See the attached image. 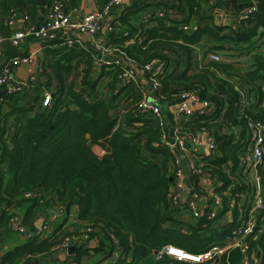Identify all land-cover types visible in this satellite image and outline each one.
Here are the masks:
<instances>
[{
  "label": "trees",
  "instance_id": "16d2710c",
  "mask_svg": "<svg viewBox=\"0 0 264 264\" xmlns=\"http://www.w3.org/2000/svg\"><path fill=\"white\" fill-rule=\"evenodd\" d=\"M28 1L0 0V7L23 8ZM31 1L34 5L37 2ZM70 1L75 7L82 2ZM204 1L173 2L183 5L179 6L180 9L190 18L192 15L200 16ZM105 2L102 0L101 6ZM229 4L232 10L238 8L232 2ZM175 6L171 3L166 7L172 9ZM128 9L119 18L120 24L131 36L142 29L145 40L128 45L126 51L141 63L159 55L161 47L178 48L188 54L189 45L197 44L202 35L224 41L218 48H213L218 51L248 45L253 37L259 35L258 42L264 40V0L257 1V11L251 14L247 27L238 30L230 26L226 35L215 32L209 26H201L196 32L185 35L175 26L176 21H171L168 27L160 21L157 26L144 30L136 8ZM215 27L222 31L221 27ZM114 42L121 44L123 40ZM59 53L61 55L56 57ZM50 54L56 57L49 62V68L58 86L52 106L46 112L33 110L27 100L19 101L17 96L13 98L9 110L0 113V245L9 232L12 211L26 203L19 198L25 191L36 189L42 192L44 198H49L45 205L54 202L62 205L66 212L76 206L78 222L90 225L88 242L95 241L96 244L93 248L74 247L72 258L78 264H83L85 256L99 254L103 260H110V264H192L166 255L158 258L154 252L171 244L190 253H200L209 243L220 240L221 236L208 220H200V228L193 229L190 234L173 227L176 223L170 221L168 203L170 153L151 148V143L158 138L159 129L149 119L134 114L138 97L133 95L125 103L124 117L112 118V100L84 101L82 94H77L73 88L74 79L70 77L73 68L84 61L88 66L85 72L90 73L91 59L75 49H56ZM78 55L83 57L75 66H70L72 58ZM252 63L253 70L241 72L220 60L210 61L207 69H201L202 73L192 76L182 73L172 79L170 74L178 68L177 60L173 71L161 79L162 101L179 90L197 91L200 99L213 104V116L220 117L223 122L244 126L246 117L264 119L259 91L260 85H264V52L256 53ZM210 68L246 80L251 91L258 92V102L250 109H240L239 94L224 78L206 81ZM110 78L112 88L115 74H111ZM82 82L85 84L84 80ZM205 120V117H199L192 127H199ZM129 128H133V132H128ZM229 140L220 146L224 154L222 160L208 165L225 184L229 183V179L220 166L223 161L233 158L236 147ZM261 182L264 197L262 172ZM39 215V205L32 202L23 216V225L35 228ZM63 223L65 229L68 222ZM203 223L209 225L203 229L204 234H199ZM72 230L65 232L57 227L49 237L41 240L30 238L23 245L6 252L0 258V264H15L28 255L50 253L67 234L74 232ZM257 238L249 244L259 252V263L264 264V231ZM116 247L120 249V257L111 262ZM226 256L225 253L217 264H240L238 250Z\"/></svg>",
  "mask_w": 264,
  "mask_h": 264
},
{
  "label": "built area",
  "instance_id": "2783aa9c",
  "mask_svg": "<svg viewBox=\"0 0 264 264\" xmlns=\"http://www.w3.org/2000/svg\"><path fill=\"white\" fill-rule=\"evenodd\" d=\"M132 1L140 3L131 0L127 2V6L131 5ZM153 1L166 4L176 0ZM257 1L230 0L238 5V8L232 10V28L239 30L248 26L251 14L257 11ZM125 2L126 0H106L100 8L85 13L71 4L70 0H45L42 6L37 4L38 11L32 18L16 7L8 11L7 17L2 16L0 7V51L5 43L15 50L21 48L20 44H30V51H21L16 57L0 65V113L7 109L17 96L19 101L27 100L33 110L46 112L52 106L58 89L57 84L52 81L51 73L42 68L47 54L56 49H75L83 53L86 58L91 59L90 73L85 72L88 66L84 61L81 62L80 68H73L70 77L74 79L75 92L82 94L84 101L88 102L112 100L111 117L117 119L124 117L125 103L136 95L138 100L134 114L149 119L153 126L159 129L158 138L151 143V148L170 153V214L175 215L188 231L200 228V220H208L221 236L220 240L209 243L200 253H190L169 244L154 254L158 258L166 255L171 259L192 264H217L225 253L228 257L229 252L238 250L240 264H260V254L250 247L249 241L255 240L264 231V197L263 189L259 187L261 172L264 173V119L246 117L244 126L223 122L213 116V104L200 99L197 91L179 90L170 97L169 110L173 115L171 120H168L161 105V79L175 67L178 60L176 51L161 47L159 55L143 63L131 57L126 47L134 42H142L145 38L142 29H138L131 36L123 24H120L119 18L127 13ZM156 13L160 18L163 16L161 11ZM172 18L179 22L175 26L185 35H190L203 26L197 21L186 22L176 16ZM12 26L17 28L6 35V28L11 29ZM122 40L121 44L114 42ZM82 57H74L77 59L74 63V58L71 60V66H75ZM208 57L211 61L220 60L215 52H209ZM20 66H34V73L26 78L19 77L15 70ZM45 73L50 78L41 81L40 76ZM111 74H115V84L112 88ZM35 87L38 88L35 94L30 97L28 93L23 95ZM248 90H251L250 86ZM236 92L241 96V100L246 101L244 92ZM250 99L254 102L241 103L240 109H250V106L258 102L254 94L250 95ZM196 104L202 108L195 110ZM199 117H205L206 120L201 122L199 127H192ZM214 125H219L220 130ZM127 131L133 132V128ZM227 140L236 147L233 158L223 161L220 166L229 179V183L225 184L224 180L211 172L208 165L222 160L224 154L220 146ZM182 160L186 163L188 176L181 168ZM19 199L28 204H38L41 215H44L42 229L38 230L36 226L33 229L24 226L22 217L12 211L10 227L25 240H41L53 221L69 214L57 203L45 205L49 198H44L40 190L25 191ZM185 215L192 222L188 221ZM63 222L58 226L63 228ZM74 225V232L67 234L54 252L70 254L69 250L73 248V256L74 247H89L90 225H81L78 219L74 221ZM208 225L203 223L202 229ZM175 226L180 228L182 224L176 223ZM6 252L5 248L0 247V258ZM119 257L120 249L116 247L112 252L111 262ZM33 259L40 260V255L25 257V260Z\"/></svg>",
  "mask_w": 264,
  "mask_h": 264
},
{
  "label": "crops",
  "instance_id": "0c3cea01",
  "mask_svg": "<svg viewBox=\"0 0 264 264\" xmlns=\"http://www.w3.org/2000/svg\"><path fill=\"white\" fill-rule=\"evenodd\" d=\"M226 1H227V5H226ZM171 3H175V7L170 9L168 6V4ZM171 3H166V4H144L143 2H136V1H132L131 5L127 6L128 3H126L124 5V8L126 7V12L129 11V7L133 6L132 8H137V5L141 4V5H146L145 9H142V11L144 10L145 13L149 14H153L154 16H150V19H155L156 17H159L157 15L156 12L161 11V13H163V15H165V18H161V19H157L155 21H151L147 27H151V26H157L158 22H163L165 24L166 27H168V25L170 24L171 21H176L174 18H172L171 20L169 19V12L172 13H176L175 16L177 17V19L183 20V21H197L198 23H201L203 26H206V24L211 27L212 29L219 33V34H229L230 32V26L233 25V13H232V7L229 4L230 0H205L203 2L202 8H201V12H200V16H195L192 15L190 18H187V14L186 12H184L182 9H180L179 6H183V5H178V2H171ZM102 4V0H82L81 4L78 6L79 10H81L82 12H90L93 11L94 9L100 8ZM234 4V3H233ZM38 5L37 2L34 5L32 3L31 0H29L26 5L23 8H20L23 12L27 13L31 18L34 17L38 11ZM122 8V9H124ZM11 9V8H10ZM10 9H2V16L7 17L6 15H8V11ZM131 9V8H130ZM147 9H149V11H146ZM139 21L142 23V21H146L147 18H141L138 17ZM206 23V24H205ZM144 24V23H142ZM219 26L222 28V31H219L216 29L215 26ZM17 27H13L11 29L6 28L5 34L9 35L11 31L15 30ZM222 41H215L212 38H210L207 35H202L201 38L199 39V41L197 42V44H192L189 45L190 47V53H186L185 51L179 50L178 51V68L176 70H174L170 76L172 79H175L176 77H179L180 75H182V73H185L186 76H192L197 72H201L202 68L207 69L206 65H208V63L211 61L208 57V53L209 52H215V53H219L218 49L213 50L214 48H218L219 45H221ZM255 42H250L249 45H239L238 48L234 49V50H228L226 51V55L228 60H224V63L230 64L231 68L240 70L241 72H246V71H251L254 68L252 67L253 63L252 60L254 58V55L256 53H262L264 52V40L262 39L261 42H259L257 44V42L255 44H253ZM30 44H20V49L15 50L14 48H12V46H9L7 43H5L0 51V65L3 62L8 61L10 58H14L17 56V54L19 52L21 53H26L27 51H30V48H28ZM253 48V54L248 55V61H244L243 59L244 56L246 55V49L249 50L250 48ZM177 51V50H176ZM60 55V53L58 54ZM253 55V56H252ZM47 58V57H46ZM74 58V57H73ZM72 58V59H73ZM77 58L73 59V63L76 61ZM44 65H45V72H47V66H46V59L44 61ZM71 66V63H70ZM81 64L79 65L78 68H80ZM35 67L31 66V67H26V66H20L18 68H16L15 73L17 74V76L19 77H23L26 78L28 75H30L31 73H34ZM48 72L51 73V68L48 70ZM213 72V73H212ZM221 72V73H220ZM220 72L216 71L214 68H210L209 69V73L208 75L211 76L212 74H214L217 78H224V81L228 82L229 85L233 86V88L236 90H242V92H244V94H246L247 96H252V94H254L255 96H257L258 99V92L257 91H251L248 90V83L246 80H244L243 78H239L236 75H225L221 70ZM202 73V72H201ZM223 73V74H222ZM46 74V73H45ZM46 78L49 77L48 74L45 75ZM208 76L206 81H210L211 82V78ZM46 78H44L43 76H40V80L44 81ZM48 82V80H46ZM50 81V80H49ZM52 81L54 84H56V81L54 80V78H52ZM215 81V80H214ZM38 88H33L32 90H27L26 93L29 94V97L31 96V94H35L36 90ZM259 91L262 97V102L261 105L264 108V85L261 84L259 87ZM243 94V96H244ZM170 98L169 96L167 98H164V100H161V105L163 108V112L166 115L168 120H171V116L173 115L170 110H169V103H170ZM245 100H241V96H240V107H241V103H245ZM17 104L19 105L20 102ZM195 110L196 109H200L202 108L201 105H195L194 106ZM214 108V106H213ZM9 108L3 110V112L8 111ZM223 110H225V108H223ZM220 118V117H219ZM10 120V119H9ZM12 121V120H11ZM218 131L220 130V126L219 125H215L214 126ZM223 187H225V185H223ZM30 206V203L28 205L23 204L21 207L15 209V212L13 214H17L19 216H21L20 214V209L23 208V213L26 211V209ZM49 212V211H48ZM46 214V213H45ZM24 216V215H23ZM23 216L22 217V222H23ZM44 215H39L37 221L43 217ZM69 219H68V224L66 226V228H61L63 230L66 231H70L71 229H76V225H74V221L77 219V207L73 206L70 209L69 215H68ZM67 217V218H68ZM58 227H61L58 226ZM56 229V228H55ZM55 229H52V227H50L49 231L45 234V237H49L51 236V234L53 233V231ZM8 234L6 235L5 239L2 241L0 247L5 248V250L11 251L13 249H15L18 246L23 245L27 240H25L21 235L17 234L9 225V230H8ZM47 235V236H46ZM43 239V238H42ZM95 241L93 242H89V247L93 248L95 247ZM52 252L50 253H44L40 255V260H19L17 261L15 264H78L74 261V258H72V252L70 254L68 253H63L61 251L59 252H54V249L51 250ZM5 254V253H4ZM103 257L99 254V255H89V256H85L84 259L82 260L83 264H88V263H92V264H107L108 260H103Z\"/></svg>",
  "mask_w": 264,
  "mask_h": 264
},
{
  "label": "rangeland",
  "instance_id": "374dc122",
  "mask_svg": "<svg viewBox=\"0 0 264 264\" xmlns=\"http://www.w3.org/2000/svg\"><path fill=\"white\" fill-rule=\"evenodd\" d=\"M131 0H126V2L125 3H127V2H130ZM137 1H140V2H143L144 4H147V5H150V4H156L157 2H155V1H153V0H137ZM146 8V5H141V4H139V5H137V8H136V11L139 13V16L138 17H140L141 16V18H146V17H148V16H151V15H153V14H147V13H145L144 12V10L142 11V9H145ZM95 10V9H94ZM146 11H149V9H147ZM90 12H91V10H90ZM85 13H87V12H85ZM175 14L176 13H172V12H169V18L171 19L173 16H175ZM154 16V15H153ZM161 18H165V15H163V16H161ZM160 17H156L155 19L153 18V19H150L149 17H148V20H146V22L144 23V26H145V29L144 30H148V27H147V25L151 22V21H155V20H157V19H161ZM177 18V17H176ZM133 21L135 20V17H134V19H132ZM176 22L177 23H179L177 20H176ZM260 37V35L259 36H256V37H253V39L251 40L252 42H257V44L259 43L258 42V38ZM224 43V41L222 42V43H220L221 45ZM255 43H253V44H255ZM174 46H176L175 44H173ZM249 45V44H248ZM177 47V46H176ZM158 49L160 48V46H158L157 47ZM171 48V47H170ZM190 48V47H189ZM214 48V47H213ZM250 49L249 50H245L246 51V55L244 56V58L245 59H243L244 61H248V55H251V54H253V51L254 50H252L253 48H251V47H249ZM171 49H173V50H177L176 51V54H178V51H179V49L178 48H171ZM226 51H228V50H220L219 51V53H218V55H219V57H220V62H223L224 60H228V58H227V53H226ZM61 55V54H60ZM60 55H57L56 54V57L58 56H60ZM56 57H54L52 54H50V52L47 54V58H46V61H47V70H49L50 68H49V62H51V61H53ZM43 70H44V68H45V65H43ZM173 68L174 67H172L171 68V72L173 71ZM46 74H43V77L44 78H46V76H45ZM209 76V75H208ZM212 80V82H214V80H216V76L214 75V74H212L211 76H209ZM46 79H48V78H46ZM40 89V88H39ZM242 91V90H241ZM246 102L247 103H253L254 101L252 100V99H250V96H247L246 95ZM13 118H14V115L13 116H11L10 117V121L11 120H13ZM26 205H28V203H26ZM23 208L22 209H20V214H21V216H23L24 214H25V212L23 213ZM70 212V211H69ZM68 212V213H69ZM69 215V214H68ZM186 217H187V219H188V221H190V222H192V220L187 216V215H185ZM67 214H65V215H63V216H61V217H59L56 221H53L52 223H51V227H52V229H55V228H57V226H58V224L59 223H61V222H63V221H65V222H69V221H67ZM169 217H170V221H171V223H180V224H182V226L180 227V228H178V227H174V228H176L177 230H179V231H181L182 233H186V234H190L191 233V231H188V230H186V228L183 226V223L182 222H180V220L175 216V215H171V214H169ZM68 219H69V217H68ZM198 233L199 234H204V230L203 229H201V230H198ZM208 246V245H207ZM88 264H92V263H88ZM107 264H110V260H108L107 261Z\"/></svg>",
  "mask_w": 264,
  "mask_h": 264
},
{
  "label": "water",
  "instance_id": "95a60500",
  "mask_svg": "<svg viewBox=\"0 0 264 264\" xmlns=\"http://www.w3.org/2000/svg\"><path fill=\"white\" fill-rule=\"evenodd\" d=\"M44 2H45V0H37V4H38L39 6H42V5L44 4ZM252 56H253V55H252ZM180 165H181V168H182L184 174H185L186 176H188V171H187V168H186V163H185V161L182 160V161L180 162ZM259 187L262 188V184H261V182H260V184H259ZM43 221H44V218H43V217L40 218V219L37 221L36 228H37L38 230L42 229ZM72 250H73V248H71V249L69 250V253H71Z\"/></svg>",
  "mask_w": 264,
  "mask_h": 264
}]
</instances>
